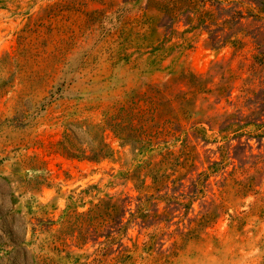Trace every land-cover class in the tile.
<instances>
[{
	"label": "rangeland",
	"instance_id": "1",
	"mask_svg": "<svg viewBox=\"0 0 264 264\" xmlns=\"http://www.w3.org/2000/svg\"><path fill=\"white\" fill-rule=\"evenodd\" d=\"M0 264H264V0H0Z\"/></svg>",
	"mask_w": 264,
	"mask_h": 264
},
{
	"label": "trees",
	"instance_id": "2",
	"mask_svg": "<svg viewBox=\"0 0 264 264\" xmlns=\"http://www.w3.org/2000/svg\"><path fill=\"white\" fill-rule=\"evenodd\" d=\"M124 113V111H123V109L122 108H120L119 110H118V114L120 115V114H123ZM116 129V128H115ZM118 129V128H117ZM118 131V130H117ZM63 149V148H62ZM64 151H66L67 152V154H70V152H68L67 150H66V148H64L63 149ZM108 152V149H107V146H105V145H100V147L98 148V150H94L92 153H93V157H96L97 155H100V156H105V154Z\"/></svg>",
	"mask_w": 264,
	"mask_h": 264
}]
</instances>
